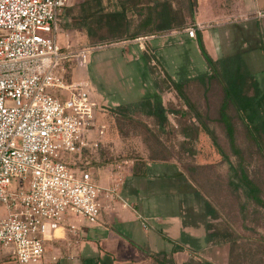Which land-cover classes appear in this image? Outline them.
Here are the masks:
<instances>
[{
    "label": "rangeland",
    "instance_id": "374dc122",
    "mask_svg": "<svg viewBox=\"0 0 264 264\" xmlns=\"http://www.w3.org/2000/svg\"><path fill=\"white\" fill-rule=\"evenodd\" d=\"M92 1L94 0H71L63 13L57 32L58 45L64 52L101 47L92 53L91 62L86 69H76L74 72L76 78H86L90 82L93 96L103 105H100L96 116L97 122L106 129L105 142L99 152V160L92 164L89 172L93 173L97 164L114 167L130 161L135 177H144L147 164L163 165L166 175L170 177L168 180L161 177L159 185L163 195L170 196L167 193L187 190L192 184L198 195L197 201H204L206 213V202L213 210L214 215H208L212 229L226 235V242L217 244L222 247L221 255H212V262L264 264V209L246 201L240 190L233 191L229 186L228 164L218 155L210 137L197 125L202 121L214 130L217 141L231 164L234 167L241 165L246 170L248 176L261 188L263 200L264 164L255 154L240 123L236 122L238 127L235 142L236 149L241 152V159L233 154L223 128L211 120L216 117L221 95L214 83L206 86L198 81L210 74H203L206 68L203 59L198 56L190 42L182 40L185 39L182 34L177 35V40L184 41L178 46V55L175 46H166L165 52L163 51L169 62L170 59L174 60L173 65L168 61L163 65L153 55L150 46H145V50L139 53L136 45H107L87 37L86 29L78 26L81 20L80 9L85 2H91L86 7L94 8ZM100 1L102 11L108 13L119 11L122 3H125L124 6L138 5L135 10L142 11L146 9L148 2ZM127 1L129 3H126ZM171 2L189 23L190 14L186 9L185 0ZM127 16L131 20L132 31H136L143 17L132 13ZM158 41L160 43L162 40ZM163 42L165 45L168 43L167 40ZM131 50L138 51L137 55L131 54ZM145 51L149 55L145 54ZM165 68L174 75L173 79ZM65 77L68 78L69 75ZM172 82L183 85L181 92L192 108L187 106L185 100L173 88ZM261 87L264 89V83H261ZM145 101L164 112V123L158 118L146 115L148 108L141 105ZM137 104L140 105L139 108H135ZM123 105H131L132 109L123 108L118 111ZM196 112L200 114L198 119ZM178 173L180 174L177 175ZM180 199L179 205L182 196ZM162 210L178 212L175 205L173 208L164 207ZM0 213L3 217L5 212L2 205ZM0 262L16 264L12 246L0 245Z\"/></svg>",
    "mask_w": 264,
    "mask_h": 264
},
{
    "label": "built area",
    "instance_id": "2783aa9c",
    "mask_svg": "<svg viewBox=\"0 0 264 264\" xmlns=\"http://www.w3.org/2000/svg\"><path fill=\"white\" fill-rule=\"evenodd\" d=\"M70 1L0 0V245L13 247L16 264H43L46 243L64 226L77 230L71 218L96 225L101 200L118 198L89 172L106 129L90 82L74 76L101 47L64 52L57 42Z\"/></svg>",
    "mask_w": 264,
    "mask_h": 264
},
{
    "label": "crops",
    "instance_id": "0c3cea01",
    "mask_svg": "<svg viewBox=\"0 0 264 264\" xmlns=\"http://www.w3.org/2000/svg\"><path fill=\"white\" fill-rule=\"evenodd\" d=\"M194 2L193 17L189 23L185 18L183 31L143 38L142 44L132 45L138 47L139 53L145 46H150L153 55L165 65L168 61L164 57L166 46H175L178 55V46L185 40L203 59L198 46L200 37L204 50L213 61L232 57L242 60L264 92L261 87L264 83V18H251L264 12V0ZM189 29L196 30L195 38L188 36ZM180 34L185 37L184 41L177 40ZM158 40L162 41L158 43ZM164 40L168 41L167 45ZM138 51L131 50L130 53L137 55ZM173 61L170 59L168 63L173 65ZM165 70L170 74L167 68ZM208 72L206 66L203 74ZM170 76L174 78L172 73ZM131 166L117 169L116 165H95L94 182L103 188L116 187L118 198L101 200L102 210L96 225L71 218L67 223L77 230L72 232L67 226L60 229L55 238L46 243L43 264H217L212 262L211 256L221 255L222 247L211 242L210 218L203 199L197 201L198 195L192 184L189 182L191 187L187 190L172 191L167 193L170 196H164L159 183L161 177L165 180L170 177L163 165L147 164L144 177H135ZM183 202H188L187 206ZM174 205L177 213L162 210ZM53 259L56 261L52 262Z\"/></svg>",
    "mask_w": 264,
    "mask_h": 264
},
{
    "label": "trees",
    "instance_id": "16d2710c",
    "mask_svg": "<svg viewBox=\"0 0 264 264\" xmlns=\"http://www.w3.org/2000/svg\"><path fill=\"white\" fill-rule=\"evenodd\" d=\"M147 1L145 10L138 11L135 10L138 5L124 6L125 3H122L120 10L112 13L102 11L100 0L92 1L94 8L86 7L91 2H85L81 5V20L78 26L86 29L87 37L96 39L98 42H105L104 44L107 45L160 36L185 29V19L181 16L180 11L175 9L171 0ZM126 3L129 2L127 1ZM186 4V9H188L192 18L194 0H186ZM143 12L145 15H143ZM128 13L143 17L136 31H132V23L127 16ZM198 46L210 72L209 75L198 79V81L205 83L206 86L214 83L219 88L221 95L216 117L211 120L223 128L233 154L241 159V152L236 149L235 142V134L238 127L236 122L240 123L247 134L255 154L264 164V92L260 89L258 81L251 75L242 60L232 57L221 61H213L204 50L200 37L198 38ZM145 54L149 55L147 51H145ZM168 78L170 77L168 76ZM172 84L181 98L185 100L187 106L192 108V105L189 104L181 92L183 85L174 82ZM149 104L146 101L141 104L142 106L146 105V109L148 108L146 115L158 118L164 123L166 121L164 112ZM139 106L137 104L135 108H139ZM123 108L130 110L132 106L123 105L117 110L121 111ZM196 113V118H200L199 112ZM197 126L210 137L218 155L228 164L230 172L229 186L233 188V191L240 190L246 201L264 209L263 193L258 184L248 176L246 170L241 165L234 167L231 164L228 156L220 147L213 129L209 128L202 121ZM132 174H135L134 171H132ZM206 210L207 215H214L208 202H206ZM208 228L211 242L216 244L226 242L225 234L214 231L211 225ZM203 264L211 263L205 262Z\"/></svg>",
    "mask_w": 264,
    "mask_h": 264
}]
</instances>
